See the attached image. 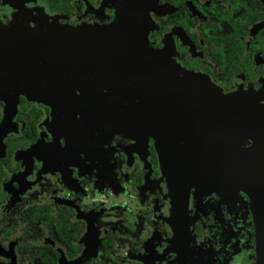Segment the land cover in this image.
<instances>
[{
  "label": "flooded vegetation",
  "instance_id": "af4514ba",
  "mask_svg": "<svg viewBox=\"0 0 264 264\" xmlns=\"http://www.w3.org/2000/svg\"><path fill=\"white\" fill-rule=\"evenodd\" d=\"M123 1L148 14L153 48L264 108V0H0V23L108 24ZM6 127L0 264H256L249 197L168 178L151 136L65 132L23 95Z\"/></svg>",
  "mask_w": 264,
  "mask_h": 264
},
{
  "label": "water",
  "instance_id": "95a60500",
  "mask_svg": "<svg viewBox=\"0 0 264 264\" xmlns=\"http://www.w3.org/2000/svg\"><path fill=\"white\" fill-rule=\"evenodd\" d=\"M150 23L125 1L108 24L0 23V128L23 95L49 106L65 132L151 136L168 178L249 197L264 264V108L252 92L223 93L153 48Z\"/></svg>",
  "mask_w": 264,
  "mask_h": 264
},
{
  "label": "snow or ice",
  "instance_id": "6c2138e0",
  "mask_svg": "<svg viewBox=\"0 0 264 264\" xmlns=\"http://www.w3.org/2000/svg\"><path fill=\"white\" fill-rule=\"evenodd\" d=\"M260 103H261V104H264V99H262V100L260 101Z\"/></svg>",
  "mask_w": 264,
  "mask_h": 264
}]
</instances>
